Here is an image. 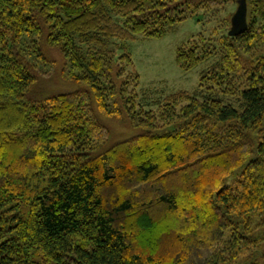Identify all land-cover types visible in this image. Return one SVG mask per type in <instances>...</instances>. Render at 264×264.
I'll return each mask as SVG.
<instances>
[{
	"label": "trees",
	"instance_id": "1",
	"mask_svg": "<svg viewBox=\"0 0 264 264\" xmlns=\"http://www.w3.org/2000/svg\"><path fill=\"white\" fill-rule=\"evenodd\" d=\"M231 2L0 0V264H264V0L237 36ZM207 14L175 49L213 59L196 89L147 109L117 40Z\"/></svg>",
	"mask_w": 264,
	"mask_h": 264
},
{
	"label": "rangeland",
	"instance_id": "2",
	"mask_svg": "<svg viewBox=\"0 0 264 264\" xmlns=\"http://www.w3.org/2000/svg\"><path fill=\"white\" fill-rule=\"evenodd\" d=\"M235 9L236 3L231 2L223 12H220V16L228 17L234 13ZM208 17L211 20L203 24L191 18L185 19L173 31L162 38H143L138 36L130 41L117 40L119 46L129 51L139 72L140 100L147 109H154L158 100L177 89L188 91L196 89L201 71L206 69L213 59H209L190 70L184 71L175 63V49L181 41L196 34L201 29L209 32L216 27V17L207 14L205 19ZM120 52L121 50H119ZM54 74H57V70ZM44 84L46 91H60L70 88L63 80L62 75H54L53 80L47 83L44 82ZM104 123L111 131L110 138L112 140L123 139L138 132L130 127L126 120L105 118Z\"/></svg>",
	"mask_w": 264,
	"mask_h": 264
},
{
	"label": "water",
	"instance_id": "3",
	"mask_svg": "<svg viewBox=\"0 0 264 264\" xmlns=\"http://www.w3.org/2000/svg\"><path fill=\"white\" fill-rule=\"evenodd\" d=\"M236 9L230 18L229 36H237L247 28V3L246 0H236Z\"/></svg>",
	"mask_w": 264,
	"mask_h": 264
}]
</instances>
